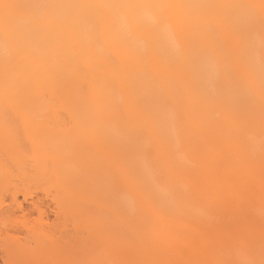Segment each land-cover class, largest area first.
<instances>
[{"label":"snow or ice","instance_id":"1","mask_svg":"<svg viewBox=\"0 0 264 264\" xmlns=\"http://www.w3.org/2000/svg\"><path fill=\"white\" fill-rule=\"evenodd\" d=\"M0 38V181L53 210L12 235L23 209H5L2 264H264V0H0Z\"/></svg>","mask_w":264,"mask_h":264},{"label":"bare ground","instance_id":"2","mask_svg":"<svg viewBox=\"0 0 264 264\" xmlns=\"http://www.w3.org/2000/svg\"><path fill=\"white\" fill-rule=\"evenodd\" d=\"M22 2H35V3L55 2V3H69V4H90V3L129 2V0H22ZM157 2H165V3H173V2H184V3H232V2H246V0H157ZM60 31H62V30H60ZM63 39L66 40L69 43V45H70L68 50L71 53H73L78 59H80L81 61H89V60L92 61V63L89 65L90 73H95L96 75H99V76H103V75H106L108 73L109 70L107 69V67L97 66V64L95 63L96 58L93 55V51H92V49H91V47L89 45V36H88L87 33H83L82 32L79 35H73L70 32H63ZM2 49H3V41H2V38H0V54H2ZM113 51H114L115 54H117V55H119L121 57H123L125 55V53H124V51L122 49H118V48L113 47ZM156 70L159 71V72H167V71H169V69L166 66H163V65L157 66ZM65 77H66V79L68 81L72 82V83H70L68 85V88H70L72 93H73V95H75L76 94V84H78L80 82L81 76L79 74H75V73H72L70 71H66L65 72ZM2 83H3V71H2V65H0V86H2ZM88 91H89L90 99H92L93 101H97L100 98V96H101V94H100V92L98 90V87L96 85H91L90 84ZM122 106L125 107L128 110V113H129V116H130L131 119L136 120L138 118L137 111L132 106H130L128 104V100H127V95L126 94H124V96H123ZM187 155H188V159L192 163H194V164H198L199 163L198 159L193 157L191 153H187ZM21 186L24 187L23 182L21 180H17V181H14L11 185H9V188L6 190L4 185H3V182L0 181V222H2V219H3L2 216H3L4 211H5L6 208H7V210H10V211H11V209L14 211V209L17 210V209H20V208H22V209L24 208L22 206V203L17 200L16 193H18V191H22L23 192L22 194H23L24 201L27 199V197H30V199H31V196H32L33 193H31L30 191L32 189L30 191H28V188H22ZM7 194L9 196L11 194L12 196L10 198V201H8V198H9L8 197L7 200H5V201H8V202L5 203V201H2L3 200L2 197L3 196L7 197ZM20 194H21V192H20ZM14 195H15V200H13V196ZM131 195H132V197L134 199L137 198V193L135 192L134 189L131 190ZM35 198L36 197H34V199ZM30 199L28 198L27 201L30 200ZM37 200L40 201V198L37 199ZM36 201H32L31 203L32 204H33V202L37 203ZM32 204H31V207H32ZM29 206H30V204H29ZM144 206L146 208H148V205L146 204V202H145ZM258 207H259V201L257 200V208ZM36 209H37V207H36ZM41 209H43V207ZM41 209L38 210L39 211V213L37 214V216H39V217H37L38 219L36 217H35V219H32V218H27V217L22 216V215H25L24 211H22L23 213L22 212L19 213V215L21 214L20 216H22V219H21L20 216H16V217H20V218H16L15 217V219H14V216L11 217V218L14 221H18L20 223V225L23 224L20 229H25L26 230L25 233H26L27 232V228L30 226L31 223H34V222L35 223H41L42 222V221H40V218H41V214L44 215V212L42 213L40 211H44V210H41ZM13 211H11V212H13ZM25 218H27L28 221H27V219L24 220ZM29 219L30 220L32 219L33 222H30ZM158 220H159V223H160L162 229L164 230L165 234H170L171 231H181V230H188V229L192 228V225L186 223L185 221L179 220V219L168 218V217H158ZM26 222L27 223L29 222V225ZM43 222L46 223V220H44ZM61 224H64L66 226L69 225V224H66V223H61ZM0 225H2V223H0ZM70 225L71 226H69V227H72L70 229H72V231H73L72 234L74 233L73 235L75 236L76 225H75V223H72ZM62 227H64V229H66V230L69 229L68 226H67L68 228L67 227L65 228V226H63V225H62ZM59 228H60V226H59ZM61 228H60V230H61ZM64 229H62V230H64ZM22 231L20 230V232H22ZM0 233L2 234V236H0V239H1L0 241H3L2 237L4 236V233H3V229L2 228H0ZM17 234L19 235V232H17ZM14 235H16V233ZM75 238L78 239V237H75ZM0 243L2 244V242H0ZM1 244H0V249L3 252V250H4L3 247H2L3 244H2V246H1Z\"/></svg>","mask_w":264,"mask_h":264},{"label":"rangeland","instance_id":"3","mask_svg":"<svg viewBox=\"0 0 264 264\" xmlns=\"http://www.w3.org/2000/svg\"><path fill=\"white\" fill-rule=\"evenodd\" d=\"M21 187H22V188H27V187H25V186H24V187L21 186ZM19 189H20V188H19ZM30 190H31V189L28 188V191H30ZM33 190H34V189H32L30 192H31V193H34L35 190H34V191H33ZM20 192H21V194H20ZM18 193H19V194H18ZM18 193H16L17 200H18L19 202L22 203V206L24 207V208H23V209H24L23 211L25 212V215H22V216L27 217V218H32V219H35V217H36V218L39 217V216H37V214L39 213L38 210L41 209L42 207H41L39 204L35 203V202H33V204H32L31 202H32V201H36V200L39 199V198H40V201L43 200V199H45V198L43 197V195H37V196H35V197H36V198L38 197V198H37V199H36V198L34 199L33 194H32L31 199H30V197H27V199L29 198L30 200L27 201V199H26V200L24 201L23 194H22L23 192H22V191H18ZM11 196H12L11 194H10V196L7 194V197H6V196H5V197L3 196V197H2V198H3L2 201L7 200L8 197H9V198H8V201H10ZM32 197H33V198H32ZM42 198H43V199H42ZM31 200H32V201H31ZM8 201H5V203L8 202ZM26 201H27V202H26ZM36 202H38V200H37ZM29 204H30V206H29ZM31 204H32V207H31ZM35 204H36L37 206H36ZM8 205H9V204H8ZM38 205H39V206H38ZM36 207H37V209H36ZM40 207H41V208H40ZM17 210H18V209H17ZM17 210L14 209V211H13V210L11 209V211H13V212H15V211H17ZM41 210H44V211H40V212H42V213L44 212V214H45V210H46L48 213H52V211H53L52 208H51L47 203H45V204L43 205V209H41ZM8 211L11 212L10 210H8ZM30 212H35V215H34V216L26 215L27 213H30ZM22 213H23V212H22ZM20 215H21V214H20ZM20 215H18V216H20ZM42 215H43V214H41V216H42ZM53 215H54V213H53ZM22 216H20L21 219H22ZM2 217H3V216H2ZM15 217H16V216H14V219H15ZM20 217H16V218H20ZM27 218H25L24 220H26ZM11 219H12V218H11ZM32 219H31V220H32ZM37 219H38V218H37ZM31 220L29 219L30 222H33V220H32V221H31ZM13 221H14V220H13ZM27 221H28V219H27ZM36 221H37V220H36ZM40 221H42V220L40 219ZM26 223H27V222H26ZM34 223H35V222H34ZM41 223H44V222L42 221ZM19 224H20V223H19ZM24 224H25V223H24ZM27 224L29 225V222H28ZM31 224H32V223H31ZM31 224H30V225H31ZM22 225H23V224H22ZM22 225H21V227H22ZM62 225L65 226V228H66L67 226H68V227L71 226L70 224L67 225V226L64 225V224H61V225H59L60 228L62 227ZM0 226H1L0 228H2V225H0ZM24 226H25V225H24ZM68 227H67V228H68ZM70 228H72V227H69V229H70ZM2 229H3V228H2ZM62 229H64V227H62L61 230H62ZM69 229H67V230H69ZM20 230H21V231L23 230V231H22L23 233H25V231H26L25 229H20ZM20 230L18 231L19 234H20ZM65 230H66V229H64V230H62V231H65ZM70 230H71V234H72L73 231H72V229H70ZM1 232H2V231H1ZM3 233H4V232H3ZM0 234H1V233H0ZM14 234H15V233H14ZM14 234H13V235H14ZM73 234H74V233H73ZM73 234H72V235H73ZM16 235H18L17 232H16ZM0 236H2V234H1ZM73 236H74V235H73ZM3 237H4V236H3ZM3 237H2V240H3ZM74 237H75V236H74ZM0 240H1V239H0ZM0 242H2V241H0ZM0 244H1V243H0ZM2 244H3V243H2ZM2 244H1V246H2ZM2 247H3V246H2ZM2 247H1V248H2ZM3 252H4V250H3ZM3 252H2V250L0 249V264H2L3 259H4V253H3Z\"/></svg>","mask_w":264,"mask_h":264}]
</instances>
